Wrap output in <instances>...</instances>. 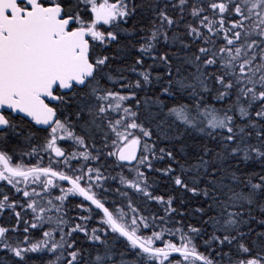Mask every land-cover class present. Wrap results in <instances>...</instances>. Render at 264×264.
<instances>
[{"label": "snow or ice", "instance_id": "obj_1", "mask_svg": "<svg viewBox=\"0 0 264 264\" xmlns=\"http://www.w3.org/2000/svg\"><path fill=\"white\" fill-rule=\"evenodd\" d=\"M0 182V264H264V0H0Z\"/></svg>", "mask_w": 264, "mask_h": 264}, {"label": "trees", "instance_id": "obj_2", "mask_svg": "<svg viewBox=\"0 0 264 264\" xmlns=\"http://www.w3.org/2000/svg\"><path fill=\"white\" fill-rule=\"evenodd\" d=\"M148 63H150V61L148 62ZM145 66H147V64L145 65ZM134 78V77H133ZM25 162H27V158H25ZM33 163H35V159L32 161ZM45 162H46V158H45ZM159 167H162L163 165H158ZM117 171H119V170H117ZM157 180H158V183H157V185H156V188H157V192H156V194H162V193H168V194H175V195H177V196H179L180 194L178 193V192H175V193H173V191H172V189H170L169 187H168V185H167V183L164 181V180H162V179H160V178H157ZM3 182H0V184H2ZM55 194H58V193H55ZM190 195V194H189ZM185 199H188V196H185L184 197ZM76 202H78V201H70L69 202V208H71ZM151 207L153 208V209H155V205H151ZM189 207L191 208V207H195V202L193 201L192 203H190V205H189ZM71 214H73V213H71L70 212V215ZM176 219H179V217H176ZM185 222L187 223L188 222V220H187V218H186V220H185ZM165 239H168V237L166 236L165 237Z\"/></svg>", "mask_w": 264, "mask_h": 264}]
</instances>
